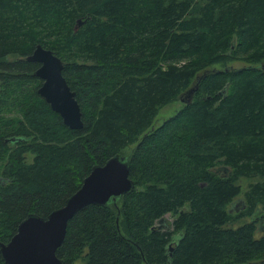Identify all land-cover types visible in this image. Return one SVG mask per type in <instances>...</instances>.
I'll return each mask as SVG.
<instances>
[{
	"label": "trees",
	"instance_id": "obj_1",
	"mask_svg": "<svg viewBox=\"0 0 264 264\" xmlns=\"http://www.w3.org/2000/svg\"><path fill=\"white\" fill-rule=\"evenodd\" d=\"M35 44L61 59L80 128L37 93ZM261 63L264 0H0V242L121 153L132 188L67 220L64 264H264Z\"/></svg>",
	"mask_w": 264,
	"mask_h": 264
},
{
	"label": "water",
	"instance_id": "obj_2",
	"mask_svg": "<svg viewBox=\"0 0 264 264\" xmlns=\"http://www.w3.org/2000/svg\"><path fill=\"white\" fill-rule=\"evenodd\" d=\"M79 23L80 19H76V24ZM24 58L38 64L32 72L41 80L37 93L60 115L65 125L80 128V109L74 92L61 74V59L39 44H35ZM228 67L225 66V69ZM191 90L192 87L187 93ZM127 173V159L121 153L109 156L102 163L93 164L79 186L65 197L60 206L50 210L45 217L28 213L19 220L8 240L0 242L1 264H64L55 255V248L63 239L67 220L87 204H105L128 192L133 183ZM237 201L241 205V198L238 197ZM237 208L229 206L228 210ZM260 213L264 214V211L256 209L250 219H256ZM261 263L262 260L258 264ZM249 264L256 263L250 261Z\"/></svg>",
	"mask_w": 264,
	"mask_h": 264
},
{
	"label": "rangeland",
	"instance_id": "obj_3",
	"mask_svg": "<svg viewBox=\"0 0 264 264\" xmlns=\"http://www.w3.org/2000/svg\"><path fill=\"white\" fill-rule=\"evenodd\" d=\"M225 64H230L231 66H239V65L244 64V62L236 60V61L226 62ZM218 66L219 65L214 64V65L208 66L206 68L218 67ZM179 104H180V101L177 98H174V99L169 100L165 104L159 106V108L156 110L155 115L153 117L152 124L154 125V124L158 123L162 118H164L167 115H169L175 108H177L179 106ZM30 156H31V154L27 153V158H30ZM236 182L240 184L241 189L243 190L244 187L247 185L248 179L243 178V177H238L236 179ZM236 199H237V197L233 198L229 202V204L227 202L226 206L230 205V207H233V206L237 207L238 205L236 204ZM163 218H164L165 221H169V220H171L172 217L169 215V213H165ZM73 264H80V263L78 261H75Z\"/></svg>",
	"mask_w": 264,
	"mask_h": 264
},
{
	"label": "flooded vegetation",
	"instance_id": "obj_4",
	"mask_svg": "<svg viewBox=\"0 0 264 264\" xmlns=\"http://www.w3.org/2000/svg\"><path fill=\"white\" fill-rule=\"evenodd\" d=\"M236 204H237L238 206H242V205H243L242 203H241V205L238 204L237 199H236ZM238 206H237V207H238ZM263 211H264V210H263ZM251 220H253V219H251ZM256 221H257V225H258V227L261 228V229H264V214H261V213H260V215L256 216Z\"/></svg>",
	"mask_w": 264,
	"mask_h": 264
}]
</instances>
